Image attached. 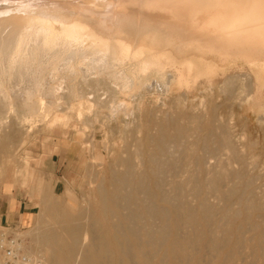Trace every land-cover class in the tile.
I'll return each mask as SVG.
<instances>
[{
    "label": "bare ground",
    "instance_id": "obj_1",
    "mask_svg": "<svg viewBox=\"0 0 264 264\" xmlns=\"http://www.w3.org/2000/svg\"><path fill=\"white\" fill-rule=\"evenodd\" d=\"M65 33L72 36L69 44L75 51L101 35L105 51L148 67L151 78L166 89L161 94L168 92L179 102L183 90L193 92L203 81L212 85L224 79L228 87L236 84L240 101L248 100L243 109H263L264 0H0V74L4 66L20 62L25 43L32 42L39 54L65 52L66 47L57 44ZM34 58L22 61L36 64L39 58ZM116 88L88 81L81 92L96 94L100 106L101 98L106 105L132 97L130 89L115 93ZM101 90L111 92L113 99L107 102L110 94L102 97ZM178 114L165 116L156 134L148 128L141 143L148 152L138 164L122 159L100 177L85 162L88 190L81 189V199L73 182L58 198V185L53 194L39 183V214L31 227L51 215L60 225L59 232L49 236L50 259L42 257L43 263L264 264V187L245 168L232 172L214 166L218 155L208 157L214 153L208 138L191 144L193 152L202 144L205 165L189 161L191 153L184 149L187 131L177 122ZM150 118L155 119L154 114ZM224 128L219 135L228 147ZM233 179L240 182L233 184ZM211 197L223 204L211 203ZM242 211L247 216L238 225ZM256 213L259 221L254 220Z\"/></svg>",
    "mask_w": 264,
    "mask_h": 264
},
{
    "label": "rangeland",
    "instance_id": "obj_2",
    "mask_svg": "<svg viewBox=\"0 0 264 264\" xmlns=\"http://www.w3.org/2000/svg\"><path fill=\"white\" fill-rule=\"evenodd\" d=\"M58 28L63 29L62 26ZM102 38L97 35L94 40L98 44L91 40L75 51L69 44L72 36L65 33L57 42L67 49L58 54L60 56L54 55L58 52L57 49L51 50L52 53L49 51L51 54L35 53L34 44L25 43L23 53L18 57L20 62L13 67L4 66L3 70L6 72L0 74V237L6 230L11 235L16 233L22 239L21 243L26 251L31 253L33 259L38 258L41 262L42 257L47 261L50 259L49 236L60 230L55 216L45 218L34 227H31V221L27 222V219L23 221L24 225L13 224L6 219L1 222V216L8 211H21L32 213L33 220L38 218L37 204L40 195H37L36 188L40 182L45 184L46 191L53 194V187L58 185L57 195L54 194L57 198L62 195L65 186L73 182L81 199V189L88 190L86 167H93L102 177L109 172L110 165L118 164L122 159L129 157L132 161L135 159V165L138 164L148 152L147 147L141 145L148 135V128H151V134H156L161 129L162 119L173 116L176 112L179 114L175 117L181 118L177 122L180 121L187 131L188 143L184 149L191 153L188 155L189 161L193 158V162L196 159L204 166L205 159L215 157L216 153L218 156L215 157L214 166H225L226 170H233L232 172L245 168L250 175L256 177L259 186L264 187V106L258 111L260 116L256 111L243 109L241 104H248V100L240 101L241 92L236 84H229L232 87H228L224 79L212 85L203 81L193 92L183 90V98L179 102L174 95L167 96L168 92L166 95L161 94V90L165 88L151 78L148 67H141L140 63L132 61L130 57L122 60L118 53L105 51L100 42ZM88 45L93 47L92 52L87 53ZM33 58L36 59V64L22 61H34ZM245 76L246 74L242 75L243 80L248 78ZM88 81L114 86V89L117 87L116 90L113 89L115 93L130 89L132 97L126 99L123 96L118 104L111 97V92L101 90V96L105 92L102 97H106V93L110 94L108 96L111 98L107 102L113 101L106 102L105 105L103 103L106 99L101 98L103 103L100 106V102H96L100 100L95 101L96 94L85 96L81 92L83 84ZM152 113L155 119L150 118ZM196 116H201V120L195 121ZM222 128L227 132L226 135L229 134L231 142L228 147L220 136L223 134ZM206 138L214 150L213 154L206 157L202 153V144L194 147V152L191 150L193 142L202 143ZM79 144H84L82 147L85 152ZM74 150H79L82 157L76 154L77 158ZM40 160H43V167ZM194 165L196 163L192 164V168ZM239 182L235 179L232 181L233 184ZM203 190L206 188L203 187ZM209 200L213 204L219 201L213 197ZM218 204L223 203L220 201ZM242 213L236 221L238 225L244 223L247 216V212ZM258 215H254V220L259 221ZM31 229L33 232L28 233ZM42 264L47 263L45 261Z\"/></svg>",
    "mask_w": 264,
    "mask_h": 264
},
{
    "label": "built area",
    "instance_id": "obj_3",
    "mask_svg": "<svg viewBox=\"0 0 264 264\" xmlns=\"http://www.w3.org/2000/svg\"><path fill=\"white\" fill-rule=\"evenodd\" d=\"M22 239L9 231L1 233L0 254L2 256L1 264H42L40 260L31 258L27 253Z\"/></svg>",
    "mask_w": 264,
    "mask_h": 264
},
{
    "label": "crops",
    "instance_id": "obj_4",
    "mask_svg": "<svg viewBox=\"0 0 264 264\" xmlns=\"http://www.w3.org/2000/svg\"><path fill=\"white\" fill-rule=\"evenodd\" d=\"M4 219H6V221H9L13 224H22L24 225V220H26L27 222L33 221V215L32 213H21L20 212H15V211H8L6 214L1 216V222L4 221Z\"/></svg>",
    "mask_w": 264,
    "mask_h": 264
}]
</instances>
